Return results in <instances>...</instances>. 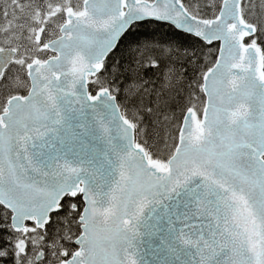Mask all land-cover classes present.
Segmentation results:
<instances>
[{
  "label": "snow or ice",
  "instance_id": "6c2138e0",
  "mask_svg": "<svg viewBox=\"0 0 264 264\" xmlns=\"http://www.w3.org/2000/svg\"><path fill=\"white\" fill-rule=\"evenodd\" d=\"M0 264H264V0H0Z\"/></svg>",
  "mask_w": 264,
  "mask_h": 264
}]
</instances>
